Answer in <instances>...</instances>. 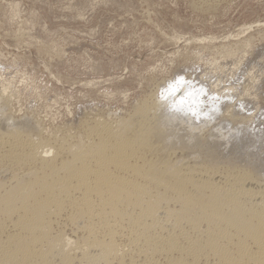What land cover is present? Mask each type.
I'll use <instances>...</instances> for the list:
<instances>
[{
    "label": "bare ground",
    "instance_id": "6f19581e",
    "mask_svg": "<svg viewBox=\"0 0 264 264\" xmlns=\"http://www.w3.org/2000/svg\"><path fill=\"white\" fill-rule=\"evenodd\" d=\"M165 87L53 142L0 103V264H264V166L247 160L257 137L231 114L234 129L205 138L180 128L194 92ZM205 112L194 115L217 114Z\"/></svg>",
    "mask_w": 264,
    "mask_h": 264
},
{
    "label": "rangeland",
    "instance_id": "374dc122",
    "mask_svg": "<svg viewBox=\"0 0 264 264\" xmlns=\"http://www.w3.org/2000/svg\"><path fill=\"white\" fill-rule=\"evenodd\" d=\"M176 83L178 95L198 97L180 128L205 138L244 116L258 142L239 162L264 166V0H0V103L37 137L72 139L93 119L115 123ZM205 110L217 114L194 115ZM217 150L226 161L237 154Z\"/></svg>",
    "mask_w": 264,
    "mask_h": 264
}]
</instances>
